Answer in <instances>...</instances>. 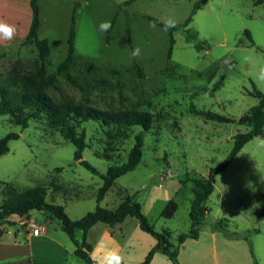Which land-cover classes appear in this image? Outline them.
<instances>
[{
    "label": "rangeland",
    "instance_id": "1",
    "mask_svg": "<svg viewBox=\"0 0 264 264\" xmlns=\"http://www.w3.org/2000/svg\"><path fill=\"white\" fill-rule=\"evenodd\" d=\"M4 1H9L12 11L1 9L0 21L16 31L11 40L0 39V85L19 91L8 74L15 65L21 74L34 70L37 51L20 42L31 10L29 0ZM126 1L37 0V34L49 48L43 68L53 82L44 90L51 103L152 115L151 128L143 133L140 163L117 178L97 204L101 179L73 160L74 147L60 135L58 126L41 114L21 129L12 116L3 115L0 139L9 132L18 133L19 139L9 141L8 152L0 156V204L7 189L43 186L46 202L61 205L71 220H77L97 205L114 208L125 196L135 194L154 230H168L169 241L176 246L177 236L189 230L194 182L204 181L208 170L228 155L235 134L249 130L237 121L257 104L248 95L251 82L264 93V0H208L185 27L197 0H135L128 5ZM138 15L196 32L208 48L197 52L181 32H174L168 59L166 30ZM114 17L109 32L99 29L102 21L111 22ZM72 18L75 59L58 70L67 53ZM136 48L139 54L133 55ZM190 105L233 122L206 121L191 113ZM76 131L84 134L82 159L104 174L108 166L126 160L140 129L88 121L77 124ZM169 200L177 209L172 218L165 219L161 211ZM204 205L207 212L198 219L197 229L205 234L216 232L218 241L214 252L210 244L200 246L204 253L198 264H264V218H258L264 205V129L215 176L214 190ZM40 213L45 219L34 211L32 220L42 224L45 237L67 244L59 221ZM128 221L136 223L132 217ZM186 255L190 257V252L185 251ZM63 257L50 248L35 264H58ZM65 259L64 264H82L73 255ZM135 259L137 255L131 257Z\"/></svg>",
    "mask_w": 264,
    "mask_h": 264
},
{
    "label": "trees",
    "instance_id": "2",
    "mask_svg": "<svg viewBox=\"0 0 264 264\" xmlns=\"http://www.w3.org/2000/svg\"><path fill=\"white\" fill-rule=\"evenodd\" d=\"M133 1L135 0H127L125 4L128 5ZM207 1L208 0H197L194 3L191 14L186 20L184 27L192 21L191 17ZM260 2L261 0H258V3ZM29 7L31 10V20L24 40L22 41V45L30 44L37 51V58L32 64L34 70L31 73L21 74V72L17 71L16 65L11 68L8 74L9 81L13 86H17L19 91L7 89L5 86L0 85V117L3 115H10L15 119L16 125L20 126L21 129H26L30 119H36L42 114L46 116L49 123L58 126L60 135L74 147L73 160L77 161L90 173L100 177L101 185L96 192V203L98 204L103 200L107 191L117 178L133 171L140 163L143 147V133L151 128L154 121L153 117L147 112L136 110L103 112L78 104L64 103L56 105L51 103L44 92L53 82L51 78L45 75L43 68V62L48 55L49 48L46 40H40L38 38L37 33L40 26V19L37 0H29ZM138 16L166 30L168 35V59L171 56L172 48L175 43L173 38L174 32H181L185 41L191 43L192 47L197 52L204 51L208 48L207 42L200 40L196 32L184 29V27L177 28L163 24L151 16ZM114 21L115 17L112 19L111 26L107 32H109L114 25ZM244 34L252 43L249 32L245 31ZM127 37H129L128 30ZM74 38L75 31L72 18L68 31L67 53L62 62L58 64V70L69 66L74 61ZM133 66L138 71V74L142 75L138 66L136 64H133ZM251 87L252 90L248 92V95L256 98L257 104L250 107L237 121L238 124L248 126L249 130L244 133L235 134L233 136V145L228 155L219 164L208 170L207 177L204 181L194 182L192 187L193 196L189 210V230L177 236L176 246L169 241L170 232L168 230H163L161 232L154 230L147 217L142 213L141 206L134 197L135 194L125 196L115 208H102L97 205L93 211L87 212L81 218L71 220L61 205L46 202V188L43 186H36L20 191L7 189L4 192V199L0 204V223H4L11 215L26 217L32 211L46 212L59 221L61 230L73 243L74 256L80 258L84 264H99L89 255L91 246L86 241L87 231L98 222L112 226L123 222L126 217H133L137 221L139 229L155 240V244L147 252L144 259L137 264H149L156 252H161L166 255L172 264H179L177 260L178 247L186 238L196 239L199 231L197 229L199 223L198 219L207 212L204 203L214 190L215 176L229 165L247 142L263 134L264 93L257 90L252 82ZM190 111L206 121L218 123L233 122V120L211 111H198L192 105H190ZM88 121L99 122L104 126H115L117 128L137 127L140 129V132L134 136V143L126 156V160L119 165L108 166L104 174H100L93 166L82 159V152L86 148V145L84 134L82 131L77 133L76 125ZM17 139H19V134L15 132H9L1 138L0 156L8 152V142ZM176 209L177 206L175 202L169 200L161 211V216L165 219H170L173 217ZM258 218H264V205L259 210ZM218 223L219 222H217V224Z\"/></svg>",
    "mask_w": 264,
    "mask_h": 264
},
{
    "label": "crops",
    "instance_id": "3",
    "mask_svg": "<svg viewBox=\"0 0 264 264\" xmlns=\"http://www.w3.org/2000/svg\"><path fill=\"white\" fill-rule=\"evenodd\" d=\"M5 2L4 0L1 1V5L4 4V6H0V11L7 9L11 13L12 5L9 1ZM9 18L12 19L11 16ZM30 20L31 17L28 19V24ZM26 26L28 29L29 25ZM22 41L20 40V42ZM33 212H30L26 217L11 215L4 223H0V264H35V260L37 261L40 255H45L50 248L56 252L58 251L61 256L64 254L58 264L65 263V256H74V245L70 240L66 244L64 241L57 242L46 238L44 232L34 235L27 231L24 222L25 219L32 220ZM37 214L43 215L38 211ZM128 219L129 217H126L123 222L112 226L98 222L87 231L86 241L91 246L89 255L93 260L99 264H137L144 259L147 252L155 244V240L145 236L147 233L139 229L137 221L136 223L129 222ZM37 223L42 225L39 221ZM203 235H205V238ZM216 237V232L205 234L199 230L196 239L186 238L177 250L179 264H198L202 262L204 251L200 246L210 244L214 252L218 241ZM204 240L206 242L201 243ZM185 251L190 252V257L187 255L183 257ZM135 255H137V259L131 260V257ZM82 264H84L83 261ZM149 264L172 263L166 255L156 252Z\"/></svg>",
    "mask_w": 264,
    "mask_h": 264
},
{
    "label": "clouds",
    "instance_id": "4",
    "mask_svg": "<svg viewBox=\"0 0 264 264\" xmlns=\"http://www.w3.org/2000/svg\"><path fill=\"white\" fill-rule=\"evenodd\" d=\"M111 26V22L108 20L102 21L99 24V29L101 31H107ZM16 31L15 27L11 24L0 21V39L11 40L14 32ZM139 48L133 50V55L139 54Z\"/></svg>",
    "mask_w": 264,
    "mask_h": 264
},
{
    "label": "built area",
    "instance_id": "5",
    "mask_svg": "<svg viewBox=\"0 0 264 264\" xmlns=\"http://www.w3.org/2000/svg\"><path fill=\"white\" fill-rule=\"evenodd\" d=\"M24 223L27 231L30 232L31 234L36 235L44 232V228L42 227V225H38L33 220L25 219Z\"/></svg>",
    "mask_w": 264,
    "mask_h": 264
}]
</instances>
